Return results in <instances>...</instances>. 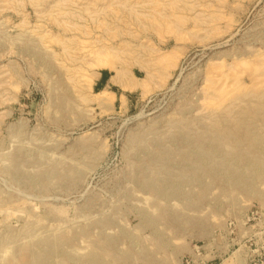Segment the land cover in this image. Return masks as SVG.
<instances>
[{
	"label": "rangeland",
	"instance_id": "374dc122",
	"mask_svg": "<svg viewBox=\"0 0 264 264\" xmlns=\"http://www.w3.org/2000/svg\"><path fill=\"white\" fill-rule=\"evenodd\" d=\"M263 239L264 0H0V264H249Z\"/></svg>",
	"mask_w": 264,
	"mask_h": 264
},
{
	"label": "crops",
	"instance_id": "0c3cea01",
	"mask_svg": "<svg viewBox=\"0 0 264 264\" xmlns=\"http://www.w3.org/2000/svg\"><path fill=\"white\" fill-rule=\"evenodd\" d=\"M99 79H100L99 84L101 85L102 88L117 87V89L119 90V94L117 96V94L113 93L114 96L116 97L115 99L123 98L125 103L128 101L129 94H131L132 91H137L138 89H140L138 86L136 88H134L133 90L122 89V87L117 82H113V77L109 76L107 71H101L99 73ZM234 253L235 252H232L230 255H228L226 258H224L219 264H247L246 263L247 261H245L246 260L245 252H243L241 255L243 261L238 259L240 257V255L238 257V256H235Z\"/></svg>",
	"mask_w": 264,
	"mask_h": 264
},
{
	"label": "bare ground",
	"instance_id": "6f19581e",
	"mask_svg": "<svg viewBox=\"0 0 264 264\" xmlns=\"http://www.w3.org/2000/svg\"><path fill=\"white\" fill-rule=\"evenodd\" d=\"M168 55L170 56V54H168ZM113 82H117L122 87V89H124V90H133L134 88L137 87V83L133 82V80H131L130 78L125 77V75L123 74V71H121L120 69H116L115 70V75L113 77ZM100 94H104V93L101 92ZM107 96L111 97L112 95L111 94H107Z\"/></svg>",
	"mask_w": 264,
	"mask_h": 264
},
{
	"label": "built area",
	"instance_id": "2783aa9c",
	"mask_svg": "<svg viewBox=\"0 0 264 264\" xmlns=\"http://www.w3.org/2000/svg\"><path fill=\"white\" fill-rule=\"evenodd\" d=\"M262 241H263L262 242L263 245L261 246V250H264V239ZM186 264H190V263H186ZM249 264H264V255L261 256L259 252L253 253L252 257L250 258Z\"/></svg>",
	"mask_w": 264,
	"mask_h": 264
}]
</instances>
